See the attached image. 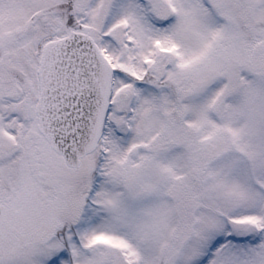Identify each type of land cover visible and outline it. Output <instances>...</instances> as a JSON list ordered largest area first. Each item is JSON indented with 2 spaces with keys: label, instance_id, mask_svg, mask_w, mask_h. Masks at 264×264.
I'll return each mask as SVG.
<instances>
[{
  "label": "snow or ice",
  "instance_id": "obj_1",
  "mask_svg": "<svg viewBox=\"0 0 264 264\" xmlns=\"http://www.w3.org/2000/svg\"><path fill=\"white\" fill-rule=\"evenodd\" d=\"M0 264H264V0H0Z\"/></svg>",
  "mask_w": 264,
  "mask_h": 264
}]
</instances>
